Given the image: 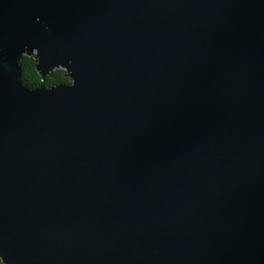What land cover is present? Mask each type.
Returning a JSON list of instances; mask_svg holds the SVG:
<instances>
[{"label": "water", "instance_id": "95a60500", "mask_svg": "<svg viewBox=\"0 0 264 264\" xmlns=\"http://www.w3.org/2000/svg\"><path fill=\"white\" fill-rule=\"evenodd\" d=\"M0 261L264 264V0H0Z\"/></svg>", "mask_w": 264, "mask_h": 264}, {"label": "trees", "instance_id": "16d2710c", "mask_svg": "<svg viewBox=\"0 0 264 264\" xmlns=\"http://www.w3.org/2000/svg\"><path fill=\"white\" fill-rule=\"evenodd\" d=\"M36 60L33 56H24L20 61V82L22 86L32 89L39 85L49 87L56 84H68L69 78L64 70L57 68L52 70L44 80L40 78L36 69ZM0 264L1 261H0Z\"/></svg>", "mask_w": 264, "mask_h": 264}]
</instances>
